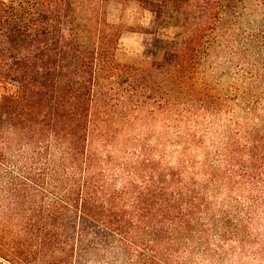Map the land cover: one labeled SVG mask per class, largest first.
<instances>
[{
	"label": "trees",
	"instance_id": "trees-1",
	"mask_svg": "<svg viewBox=\"0 0 264 264\" xmlns=\"http://www.w3.org/2000/svg\"><path fill=\"white\" fill-rule=\"evenodd\" d=\"M108 1L0 0V264H264V0Z\"/></svg>",
	"mask_w": 264,
	"mask_h": 264
},
{
	"label": "rangeland",
	"instance_id": "rangeland-1",
	"mask_svg": "<svg viewBox=\"0 0 264 264\" xmlns=\"http://www.w3.org/2000/svg\"><path fill=\"white\" fill-rule=\"evenodd\" d=\"M105 16L107 21L118 24L121 28L116 48V59L121 63H146L147 57L144 56L145 45H149L151 52L149 56L155 55L157 35L145 34L144 29L148 26L151 13L148 9L138 8L132 1L109 0L105 6ZM222 82L227 83L223 78ZM15 87L8 83L0 82V94L14 93ZM140 118L135 125L122 128V135L133 136L135 134L151 135L150 142L156 143L158 140L164 141L171 136H175V131L163 127L160 120L156 118L143 119L144 112H140ZM158 136L160 138H158ZM97 142L96 139H94Z\"/></svg>",
	"mask_w": 264,
	"mask_h": 264
}]
</instances>
